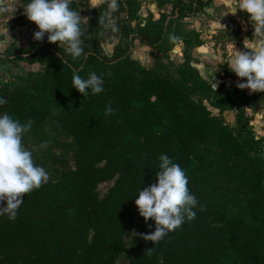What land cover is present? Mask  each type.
Returning <instances> with one entry per match:
<instances>
[{"label": "trees", "instance_id": "16d2710c", "mask_svg": "<svg viewBox=\"0 0 264 264\" xmlns=\"http://www.w3.org/2000/svg\"><path fill=\"white\" fill-rule=\"evenodd\" d=\"M171 4L169 13L149 16L135 27L117 19L112 26L99 23L108 0L92 7L81 21L83 48L88 55L73 61L57 43L29 37L26 47L0 53V62L39 64L25 79L0 85V105L22 124L32 121L23 140L55 147L71 141L73 165L61 157L47 183L25 194L15 219L0 216V264H116L124 250V237L144 218L135 199L140 188L156 183L158 157L168 155L188 177L196 197L195 216L155 244L141 234L155 230L143 220L131 233L127 250L131 264H264V193L260 175L264 165V138L246 124L244 106H253L264 91L247 93L228 89L204 78L193 64L191 50L200 34L185 28V18L202 11L212 0H157ZM27 0H24V4ZM76 0L70 7L78 11ZM132 22L140 0H126ZM13 22L37 28L19 9ZM108 23V21H105ZM111 33L119 41L108 52L103 47ZM184 44L181 62L146 67L132 57L138 39L155 50L169 53ZM74 69L86 77L95 72L103 91L83 96L72 88ZM246 80V78H243ZM106 107L113 110L105 115ZM217 108L216 115L210 109ZM237 110L235 128L224 123L223 112ZM237 135L238 138H234ZM209 139L231 146L228 172L238 189L218 188L215 165L200 146ZM250 154L254 159L251 160ZM247 160V161H246ZM263 170V169H262ZM114 180L103 198L98 185ZM263 188V187H262Z\"/></svg>", "mask_w": 264, "mask_h": 264}, {"label": "clouds", "instance_id": "9594fccd", "mask_svg": "<svg viewBox=\"0 0 264 264\" xmlns=\"http://www.w3.org/2000/svg\"><path fill=\"white\" fill-rule=\"evenodd\" d=\"M16 4L15 0H0V14L11 17ZM223 5L226 9L223 15L235 14L237 10L247 13L253 28L252 37L243 39L242 49L234 47L227 59V67L237 77L246 78L236 86L252 92L264 91V0H223ZM22 7L23 14L38 28L33 33V39L41 41L47 33V41L57 43L63 49L61 63L66 62L65 56L75 61L82 55H88L81 38V16L70 7V0H27ZM116 8V0H108L107 10L99 18V23L106 27L114 26L112 13ZM169 40L176 42L178 37L170 36ZM71 84L83 96L99 94L104 90L101 76L89 72L82 77L79 69L73 70ZM6 102L0 98V105ZM112 111L111 107H106L105 115ZM31 123L29 120L22 124L8 113L0 112V216L6 215L9 220L15 219L25 194L40 188L49 179L46 170L34 163L31 151L22 143L23 134ZM158 160L156 183L143 190L139 188L135 199L139 215L145 222L149 218L155 222L153 232L141 234L146 241L154 244L179 228L186 218L192 219L195 216L193 208L197 205L196 197L187 186L188 177L180 165L163 153Z\"/></svg>", "mask_w": 264, "mask_h": 264}, {"label": "rangeland", "instance_id": "374dc122", "mask_svg": "<svg viewBox=\"0 0 264 264\" xmlns=\"http://www.w3.org/2000/svg\"><path fill=\"white\" fill-rule=\"evenodd\" d=\"M78 12L81 16L82 22H87L89 17V12L92 7H98L101 3H103L105 0H76ZM17 3L15 7V13L11 17L6 14H0V53L20 48V47H26L29 41V37L31 34H33L35 31H38V28H31L27 26H17L13 22V18L16 17L17 12L19 9L23 8L24 0H15ZM117 2V8L112 13L113 23L120 19V24L125 25L126 27H135L136 24L139 22L145 21L149 16H153L154 18H157L161 13H169L170 7L168 6V3H166L163 6H160L157 0H140V8L136 14V18L132 22H129L128 20V7L126 6V0H116ZM26 3V2H25ZM185 28L186 25H185ZM112 26L110 25L108 30H112ZM189 29V28H188ZM119 41V36H115L111 33H108L105 36V39L103 41V47L108 51H112L113 45L116 44ZM132 57L134 59H137L146 67H155L156 65V58L159 57L161 61H164V63L171 62H177V57L172 55V52L164 53L162 51L155 50L151 47H145L143 45H140L138 42L134 43L132 46ZM175 53H178L175 51ZM173 57V58H172ZM41 69V66L39 64H28L24 61H17V62H0V85L9 82V81H18L25 79L29 76V74L39 71ZM227 75V73H225ZM225 77V76H223ZM214 82H218L219 85H224L221 89H224V93L228 91V89L237 88V86L233 83H231L230 86H225V83L222 81V76H219L218 79L213 80L211 83L213 85ZM218 85V87H219ZM217 87V88H218ZM245 111V117H246V124L249 128L252 129L254 136L257 138H264V115L262 116L263 112H260L258 115L259 118L257 119V124H252V117L250 112H247L246 108H253V109H264V93L262 94L261 98H259L258 101L254 102L253 106H244ZM232 113H227L226 116L223 115L224 123L229 126L235 128L237 126V120H236V111ZM218 115V114H216ZM234 138H238L237 135H234ZM22 143L26 148H28L32 153V158L34 160V163L37 165L42 166L46 172L48 173V177L50 178L53 176L52 171L58 166H60V160L61 157H66L71 165H73V159H72V142L69 140H60L59 145L55 147H48L39 143H36L32 140H23ZM219 142L216 139H209L207 142L203 143L200 146V149L205 151L207 153L210 161H212L215 165V170H217L218 173V180L216 182V185L218 188L226 189L231 188L233 190L238 189L239 185L237 182H233L230 174L236 175V173L239 172V169L241 167H238V170L236 172L229 171L228 172V166L229 165H235L232 164L231 161H228L226 159V155L231 150V146H221L218 144ZM261 155L264 156V147ZM251 160L254 159L253 154H250L249 157ZM247 161V160H246ZM263 169V170H262ZM261 168L253 169L250 172V175L256 174L260 175L262 180V187L259 189L261 193H264V165ZM114 180H110L107 182L100 183L98 185L97 191L99 194V198H103L105 194L108 192V190L113 185ZM2 204V202H0ZM144 220V219H143ZM143 220H140L132 225L130 233L125 235L124 237V250L123 252L117 257L116 264H131L127 259V250L132 242L131 233L135 231L141 222Z\"/></svg>", "mask_w": 264, "mask_h": 264}, {"label": "crops", "instance_id": "0c3cea01", "mask_svg": "<svg viewBox=\"0 0 264 264\" xmlns=\"http://www.w3.org/2000/svg\"><path fill=\"white\" fill-rule=\"evenodd\" d=\"M168 6L171 7V4H168ZM225 12L223 0H212L202 11L186 17L184 21L187 29L198 32L202 39V43L194 46L191 50L194 66L210 82L222 76L225 86H230L231 83L237 85L245 80L237 77L227 67V59L234 51V47L237 50L242 49L243 39L252 37L253 28L247 13L237 10L235 14L227 13L223 15ZM137 42L147 47L138 39L134 41V43ZM183 47L184 44L181 41H177L173 49L169 51L178 58L177 62L183 60ZM175 51L178 53H175ZM243 90L251 94L249 89L245 88ZM210 109L214 114H220L217 108L211 107ZM246 109L254 117L252 118V124H257L260 112H263L262 116L264 115V109ZM233 112L232 110H227L222 115L226 116L227 113L233 114Z\"/></svg>", "mask_w": 264, "mask_h": 264}, {"label": "water", "instance_id": "95a60500", "mask_svg": "<svg viewBox=\"0 0 264 264\" xmlns=\"http://www.w3.org/2000/svg\"><path fill=\"white\" fill-rule=\"evenodd\" d=\"M219 83L218 82H214L213 83V88L216 89L218 87Z\"/></svg>", "mask_w": 264, "mask_h": 264}]
</instances>
